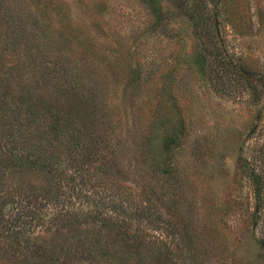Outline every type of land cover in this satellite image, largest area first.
Wrapping results in <instances>:
<instances>
[{
    "label": "rangeland",
    "instance_id": "374dc122",
    "mask_svg": "<svg viewBox=\"0 0 264 264\" xmlns=\"http://www.w3.org/2000/svg\"><path fill=\"white\" fill-rule=\"evenodd\" d=\"M137 239L147 264H264V0H0V264Z\"/></svg>",
    "mask_w": 264,
    "mask_h": 264
},
{
    "label": "trees",
    "instance_id": "16d2710c",
    "mask_svg": "<svg viewBox=\"0 0 264 264\" xmlns=\"http://www.w3.org/2000/svg\"><path fill=\"white\" fill-rule=\"evenodd\" d=\"M33 115H34V113H33ZM31 117L32 116L28 115V117H27L28 120H31ZM68 129H69L68 126L66 124H63L61 122V119L59 118V119H56V121H54V124L51 125L50 130H52V131L46 130L44 135L47 136V133H51V132H55L56 131L57 133H59L57 135V140H59V139L62 140V139H65V138L70 140L71 133L69 132ZM75 140H76L75 142H77V141L79 142V140H80L79 136L77 138H75ZM77 147L80 149V144H78ZM48 173L49 172H47V174ZM249 176H250V179L252 180V182L256 185L257 191L260 192L261 191V179H260V177L255 172L249 173ZM46 182H47V186H48L46 192L51 197V199H53V201H55L56 198L59 199V196L61 197V194L63 196H65L63 193L60 194V191H61L62 187H61L60 183H58V180H57V178L55 176L48 177ZM56 190H57L58 193H53V191L56 192ZM258 195L260 197V193ZM63 207H67V204H65V206H63ZM65 213H66V215H64L63 218H65V217L66 218H70L69 214H68V211H65ZM90 216L95 218L97 222H100L101 225H102V223H104V225L102 226V227H104V229H108L109 223H112L111 221L113 220L112 217L105 216L104 213H101L100 210L94 211L93 213L90 214ZM99 219H101V221H99ZM112 226H114L113 223H112ZM90 239L93 240V241H90L89 243L90 244H95V246L99 245V243L101 241L99 238H97V236H94L93 238L91 237ZM138 240L139 239H137L136 244H134L135 241H133V240H131V241L127 242V243H124L123 245L118 244L119 251L118 250H116L115 252L112 251V253L106 252L108 254L106 256V261L104 262V260H105L104 259L103 263H107V262H109L111 260H117V262H120L121 264H147L148 255L149 254H153L154 255L155 253H157V250L154 247H152V248H150L148 250L149 253L147 255H143L142 251H141V248H143V250L146 249V246L144 248V245L146 243L145 242H140V241L138 242ZM142 243H143V245H142ZM87 246H88V243L87 244H83L81 242L80 247H79L80 248L79 252H81L84 249V251H82V252L83 253H87L86 250H85V249L88 248ZM109 247H114L115 249H117V247H115V246H109ZM129 251H131V252L128 254ZM118 252H120V253H118ZM132 252H134L135 254H133ZM137 254L138 255L141 254L139 256L140 259H136V257H138V256H136ZM124 255H127V256L125 257ZM65 260L66 261H64L62 264H71L68 259H65ZM88 261H90V260H85L82 263H85V262H88ZM47 262L49 264H51L52 260L48 259ZM98 262L99 261H97V263Z\"/></svg>",
    "mask_w": 264,
    "mask_h": 264
}]
</instances>
